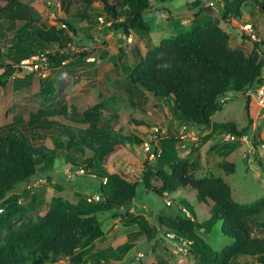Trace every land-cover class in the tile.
<instances>
[{"label":"rangeland","instance_id":"obj_1","mask_svg":"<svg viewBox=\"0 0 264 264\" xmlns=\"http://www.w3.org/2000/svg\"><path fill=\"white\" fill-rule=\"evenodd\" d=\"M22 1L38 17L39 22L35 27L62 31L60 36L65 42L63 50L68 58H61L59 64H52L47 75L36 74L32 79L25 80L24 77L30 74L9 60L6 54L0 53V65L8 63L14 68L11 76L6 75V67L0 68V83L3 85L0 88V136L11 125H16L33 136L37 144L43 143L47 148L53 149V127L48 131L41 128L33 130L29 123L33 115L41 117L40 126H45L50 121L71 124V108L80 115L88 108L105 101V127L124 144L123 149L109 160V173L126 177L123 166L128 163L135 168H144L134 202L126 209L98 214L105 235L77 251H84L83 264H94L91 255L110 247L116 251L115 254L109 261H101L100 264H200L191 255L190 249L187 250L189 240L178 236L174 240L169 239L158 219L188 218L183 211L185 209L192 215L193 221L201 224L210 219L213 204L199 200L194 190H181L169 194L167 198L159 196L154 189L159 188L161 183L154 174L149 179V188H145V173L153 172L157 161L148 163L144 160L142 143L148 140L161 145L165 138L173 137L177 141L179 157L193 162L192 170L199 177H223L232 187L234 200L241 204L264 202V150L259 148L261 143L264 144V119L258 114L259 108L254 103L250 104V124L245 112L246 97L230 94L224 99L222 110L213 116L209 127L191 129L185 132V137L180 132L181 127L187 123L174 116L171 101L156 100L142 87L131 86L128 82L130 71L147 55L148 49L154 48L147 37L138 38L140 36L135 34L131 37L132 43L124 44L121 36L108 31L110 26L106 25L105 16L104 24L99 20L104 12L100 5L86 8L76 0ZM211 3L214 5L211 6ZM224 5L225 0H172L154 6L155 10L146 13L144 18L155 35L154 45L158 43L161 34H164V40L188 31L194 23L204 25L207 22V25L214 23L223 27L230 34L232 48L243 49L249 54L254 42L244 34L241 26L247 23L254 25L264 42V12L256 3H250L243 8L241 20L224 21ZM65 22L76 29V36ZM22 25L21 22L11 24L0 20V48L4 47L5 42L10 43ZM48 49L54 53L58 48ZM30 82H43L42 88ZM19 85L24 87L17 89ZM64 107L69 108L66 115ZM227 123H234L248 140L225 142L226 132L221 130V126ZM152 127L164 128L167 134L150 137ZM135 138L142 143L130 141ZM225 160L236 167L235 173L229 176L224 174L221 166ZM100 186L98 179L85 176L82 172L74 173L72 167L65 162V154L60 152L52 170L40 167L29 183L21 184L9 192L7 198L0 202V216L9 211L17 212L21 208L28 211L30 206L35 205L27 212L28 216L19 218L14 225L28 220L36 221L46 212L54 197L76 204L78 195L92 197ZM165 199L171 205H167ZM127 213L145 218L153 230L151 235H146L136 225H129L128 220L124 219ZM255 222L263 227L255 229L253 236L264 239V208ZM8 232L4 230L2 238ZM201 237L214 252H219L232 243L223 234L221 221L208 233H201ZM2 238L0 244L3 243ZM131 243L134 247L127 252L125 247ZM70 263V259H66L55 264ZM239 264L262 262L256 258H242Z\"/></svg>","mask_w":264,"mask_h":264},{"label":"trees","instance_id":"obj_2","mask_svg":"<svg viewBox=\"0 0 264 264\" xmlns=\"http://www.w3.org/2000/svg\"><path fill=\"white\" fill-rule=\"evenodd\" d=\"M76 1L86 8L102 6L104 12L101 16L112 23L109 32L125 37L137 34L143 38L150 37L151 33V26L146 23L144 15L152 13L154 6L172 0ZM250 3H256L264 12V0H225L222 19L241 20L243 8ZM0 4L1 21L23 23L10 41L11 45L5 42L0 48L1 54H6L9 60L18 64L33 54L54 47L58 48L57 51L49 55L53 65L59 64L61 58H68L66 53H61L65 45L60 36L62 31L35 27L39 19L22 0H0ZM65 25L73 35H77L70 23L65 22ZM253 46L251 54H247L243 49L232 48L230 34L219 24L194 23L188 31L164 39L159 46L148 49L147 55L130 71L128 82L131 86L142 87L156 100L171 101L179 121L186 122L190 127H209L213 116L222 110L226 97L230 94L244 96L249 88L264 82L263 61L258 52L263 51L264 43H253ZM1 67H6V75H12L13 65L4 63ZM31 77L33 74L24 79ZM30 83L39 88L43 85V82ZM24 85H19L17 89H22ZM0 88H3L1 83ZM251 103L246 98L245 112L250 124ZM105 105L106 102L101 101L80 115L71 108V124L50 121L40 126L41 117L33 115L29 121L33 130L41 128L48 131L53 127V149L43 143L37 144L33 136L16 125H11L0 136V202L19 185L29 183L40 167L52 170L60 152L65 154V162L74 173L82 172L101 182L97 192L101 200L98 202H90L81 195H78L76 204L54 197L46 212L36 221L28 220L19 225H14V222L28 216L27 212L35 205L30 206L28 211L21 208L17 212L9 211L1 215L0 238L4 230L9 232L0 244V264H55L66 259H70V264H83L84 251H77L105 235L98 214L126 209L134 201L139 182H129L117 173H109L107 168L111 157L122 150L124 144L105 127ZM68 109L63 108L65 115ZM221 130L242 136L234 123L222 125ZM130 141L142 143L136 138ZM176 145L173 137L165 138L161 143V154L156 159L153 172L145 173V185L148 187L154 174L161 183L154 191L161 197L164 191L173 194L194 190L199 200L212 202V213L210 219L201 224L185 217L159 218V225L165 232H174L178 237L191 241V255L200 264H239L242 258H256L264 264V239L253 236L255 229L263 227L255 221L264 208V202L253 205L236 202L232 187L223 177H199L192 170L193 162L179 157ZM221 166L226 176L235 173L234 164L225 160ZM124 219L129 225H136L140 231L151 235L153 230L145 218L127 213ZM220 221L223 234L232 243L214 252L201 233H208ZM133 247V243L127 244L125 250L128 252ZM115 252L110 247L94 253L91 258H94V264H100L101 261H109Z\"/></svg>","mask_w":264,"mask_h":264},{"label":"built area","instance_id":"obj_3","mask_svg":"<svg viewBox=\"0 0 264 264\" xmlns=\"http://www.w3.org/2000/svg\"><path fill=\"white\" fill-rule=\"evenodd\" d=\"M214 3H211V6H213ZM105 17L103 16H99V20L101 21V23H105L104 21ZM106 25L111 26L112 23L111 22H106ZM242 30L244 32L245 35H247L251 41H253L254 43L257 44H263V40L260 38L259 34L257 33V30L255 28L254 25L247 23L245 25H242ZM119 36L122 37L123 43L127 44V42L132 43L133 39L130 37H125L121 34H119ZM62 53H65L64 50H61ZM260 53V59L264 60V52L263 51H258ZM51 54L50 50H46L44 52L41 53H37V54H33L28 58H25L23 60H21L17 66L20 69H23L25 72H27L28 74H33V75H40V76H44L47 75L49 73L50 67L52 65L49 55ZM262 60V61H263ZM46 77V76H45ZM244 96L246 98H249L255 105L256 107L259 108V115L261 117V119H264V82L262 84H256L253 87L249 88L247 90V92L244 94ZM224 101V100H223ZM182 131L180 132L181 135H185L186 137V133L189 132L191 129H199V126H194L191 127L189 126V124H184L182 127ZM167 130L166 129H162L160 127H152V131L150 132V137L152 135L156 136L158 134L161 135H165ZM186 132V133H185ZM248 138L245 136H237L235 134L232 133H225V142H236V141H247ZM260 149L264 150V144H261ZM142 149L144 152V157H145V161L148 163H152L157 161L156 159H158V157L161 154V145H155L152 142H149L148 140H145L142 143ZM123 171L126 175V177H123L125 180L129 181V182H139L140 180V176L142 175V173L144 172V168L141 166L140 168H135L134 165L128 163L125 164L123 166ZM105 183V182H104ZM169 196V193L165 192L163 193V197L167 198ZM101 200V196L96 193L95 195H93L92 197L88 198V201L90 202H98ZM167 205H171L170 201H167V199H165ZM184 213H186V216L191 219L192 215L186 211L185 209H183ZM167 235V237L169 239H176L177 235L174 232H165V236ZM187 250L190 249L189 246L191 247V241L187 242Z\"/></svg>","mask_w":264,"mask_h":264},{"label":"crops","instance_id":"obj_4","mask_svg":"<svg viewBox=\"0 0 264 264\" xmlns=\"http://www.w3.org/2000/svg\"><path fill=\"white\" fill-rule=\"evenodd\" d=\"M145 19V18H144ZM145 21H146V23H147V20L145 19ZM209 23V22H208ZM149 24V23H148ZM182 24H183V22H182ZM204 24H207V22L206 23H204ZM150 25V24H149ZM163 31V28H161L160 29V32H162ZM158 35H160V34H158ZM163 35L164 34H161V36H160V38H159V40L157 41L158 43L156 44L157 46H159L160 45V43H161V41L163 40ZM154 33L152 32V28H151V33H150V37H147L148 39H149V41H151L152 42V44H153V46H154V48L156 47V45H154V41H155V39H154ZM138 38H140V37H138ZM153 38V39H152ZM253 49H254V46H253V44H252V49H251V51H253ZM251 51H250V54H251ZM263 67H264V64H263ZM264 76V75H263ZM258 114H259V112H258ZM174 116L177 118V116H176V114H174ZM178 119V118H177ZM175 123V122H174ZM200 128V127H199ZM144 185H145V181H144ZM161 185V184H160ZM160 187V186H159ZM145 188H149V182H148V187L145 185ZM135 200V199H134ZM134 202V201H133Z\"/></svg>","mask_w":264,"mask_h":264}]
</instances>
